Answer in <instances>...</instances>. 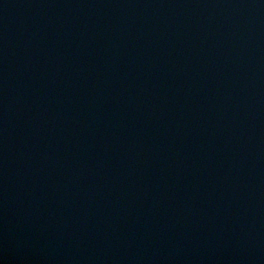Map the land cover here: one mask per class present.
<instances>
[{
    "label": "water",
    "instance_id": "obj_1",
    "mask_svg": "<svg viewBox=\"0 0 264 264\" xmlns=\"http://www.w3.org/2000/svg\"><path fill=\"white\" fill-rule=\"evenodd\" d=\"M0 264H264V0H0Z\"/></svg>",
    "mask_w": 264,
    "mask_h": 264
}]
</instances>
